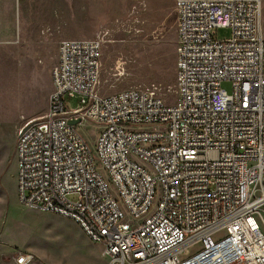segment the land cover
I'll return each mask as SVG.
<instances>
[{
	"label": "built area",
	"instance_id": "obj_1",
	"mask_svg": "<svg viewBox=\"0 0 264 264\" xmlns=\"http://www.w3.org/2000/svg\"><path fill=\"white\" fill-rule=\"evenodd\" d=\"M262 3L176 0L174 103L102 94V39L61 40L48 110L16 139L21 203L77 222L106 264H264ZM220 27L231 36L217 38ZM86 120L101 127L96 152ZM120 201L134 220L157 205L134 226ZM37 260L0 253V264Z\"/></svg>",
	"mask_w": 264,
	"mask_h": 264
},
{
	"label": "rangeland",
	"instance_id": "obj_2",
	"mask_svg": "<svg viewBox=\"0 0 264 264\" xmlns=\"http://www.w3.org/2000/svg\"><path fill=\"white\" fill-rule=\"evenodd\" d=\"M262 18L264 24V0ZM177 27L176 0H0L1 254L32 252L38 256L35 264H106L102 245L93 242L77 222L21 203L17 135L26 122L48 110L52 70L63 39H102V94L134 88L150 90L174 103L177 61L174 70H163L162 39L171 34L177 40ZM215 33L225 39L231 29L220 27ZM223 86L232 92L230 82ZM67 104L75 108L79 99H68ZM100 129L89 120L81 126L94 152ZM141 163L153 173L151 164ZM120 204L126 220L137 226L153 212L157 201L136 220Z\"/></svg>",
	"mask_w": 264,
	"mask_h": 264
},
{
	"label": "trees",
	"instance_id": "obj_3",
	"mask_svg": "<svg viewBox=\"0 0 264 264\" xmlns=\"http://www.w3.org/2000/svg\"><path fill=\"white\" fill-rule=\"evenodd\" d=\"M163 51H162V65L163 70H174L175 63L177 61L176 46L177 40L171 34L164 36L162 39Z\"/></svg>",
	"mask_w": 264,
	"mask_h": 264
},
{
	"label": "water",
	"instance_id": "obj_4",
	"mask_svg": "<svg viewBox=\"0 0 264 264\" xmlns=\"http://www.w3.org/2000/svg\"><path fill=\"white\" fill-rule=\"evenodd\" d=\"M76 121H73V123H75Z\"/></svg>",
	"mask_w": 264,
	"mask_h": 264
}]
</instances>
